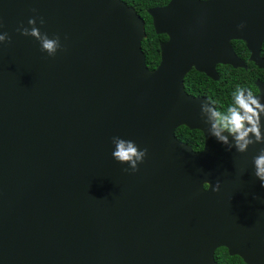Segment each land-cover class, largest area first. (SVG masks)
I'll return each instance as SVG.
<instances>
[{"label": "water", "instance_id": "95a60500", "mask_svg": "<svg viewBox=\"0 0 264 264\" xmlns=\"http://www.w3.org/2000/svg\"><path fill=\"white\" fill-rule=\"evenodd\" d=\"M149 14L168 36L154 69L124 0H0V264H218L221 247L264 264L252 163L264 143L217 142L200 110L216 106L186 87L192 69L219 80V65L247 68L233 40L264 69V0H170ZM29 18L60 38L55 55L18 31ZM182 125L203 132L202 150L177 137ZM113 136L147 149L135 172L111 156Z\"/></svg>", "mask_w": 264, "mask_h": 264}, {"label": "clouds", "instance_id": "9594fccd", "mask_svg": "<svg viewBox=\"0 0 264 264\" xmlns=\"http://www.w3.org/2000/svg\"><path fill=\"white\" fill-rule=\"evenodd\" d=\"M208 0H201L207 3ZM31 27H20L21 35L31 36L39 42L40 50L48 56L56 54L61 48L60 38L53 35L51 38L46 33L40 32L35 27V20L28 19ZM41 23L43 21L41 20ZM2 27V25H0ZM243 23L237 25L242 29ZM9 39L7 32L0 31V43ZM201 113L206 114L208 122V135L217 142L227 145V149H235L237 152H245L250 144L264 143V133L261 131V116L264 115V104L251 92L237 88L232 94V101L224 111L217 110L210 102L201 104ZM228 135H225L224 133ZM251 134V135H250ZM231 136V143H229ZM113 149L111 156L121 164H126L125 171L135 172L147 154L146 148H140L134 141L123 139L118 136L111 137ZM253 175L259 180L260 186L264 188V148L259 149L258 154L253 157ZM219 182L213 187L218 190Z\"/></svg>", "mask_w": 264, "mask_h": 264}, {"label": "trees", "instance_id": "16d2710c", "mask_svg": "<svg viewBox=\"0 0 264 264\" xmlns=\"http://www.w3.org/2000/svg\"><path fill=\"white\" fill-rule=\"evenodd\" d=\"M128 5L133 6L143 17L146 25L147 38L143 41V48L146 55L147 66L154 69L160 62V43L168 39L166 34H157L153 26L149 9L156 6H163L170 0H124ZM233 46L242 59L247 63V68H234L231 65L223 66V75L219 80H213L205 73L192 69L186 78L187 90L196 96H207L215 104L217 110L224 111L232 101V94L237 88L255 94L258 92L256 80L264 81V69L256 66L250 58V51L242 40H233ZM264 55V44L262 47ZM221 69V68H220ZM177 137L188 143L196 151L204 147L205 137L201 130L190 129L182 125L176 130ZM218 264H247L238 255H230L226 247L216 251Z\"/></svg>", "mask_w": 264, "mask_h": 264}, {"label": "flooded vegetation", "instance_id": "af4514ba", "mask_svg": "<svg viewBox=\"0 0 264 264\" xmlns=\"http://www.w3.org/2000/svg\"><path fill=\"white\" fill-rule=\"evenodd\" d=\"M262 47H263V46H262ZM262 55H263V54H262ZM223 66H224V65H219V66H218V70L220 71L221 76L223 75V70H222V69H223ZM220 68H221V69H220ZM256 93H258V92H256ZM256 93H255V94H256ZM195 96H196V95H195ZM211 102H212V101H211ZM213 104H214V103H213ZM214 105H215V104H214Z\"/></svg>", "mask_w": 264, "mask_h": 264}]
</instances>
